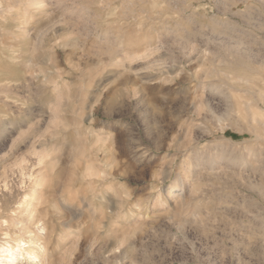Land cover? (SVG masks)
<instances>
[{"label":"rangeland","instance_id":"1","mask_svg":"<svg viewBox=\"0 0 264 264\" xmlns=\"http://www.w3.org/2000/svg\"><path fill=\"white\" fill-rule=\"evenodd\" d=\"M7 237L29 264H264V0H0Z\"/></svg>","mask_w":264,"mask_h":264},{"label":"bare ground","instance_id":"2","mask_svg":"<svg viewBox=\"0 0 264 264\" xmlns=\"http://www.w3.org/2000/svg\"><path fill=\"white\" fill-rule=\"evenodd\" d=\"M32 246L24 247L22 239H12L7 237L5 241L0 242V259L6 258V264H14L21 257L23 264H29L36 257V252ZM21 264V263H20Z\"/></svg>","mask_w":264,"mask_h":264}]
</instances>
